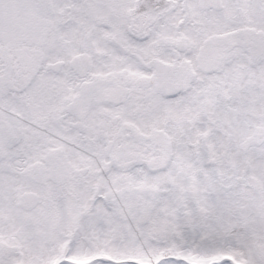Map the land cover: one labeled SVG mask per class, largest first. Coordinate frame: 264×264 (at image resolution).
<instances>
[{
    "label": "snow or ice",
    "instance_id": "6c2138e0",
    "mask_svg": "<svg viewBox=\"0 0 264 264\" xmlns=\"http://www.w3.org/2000/svg\"><path fill=\"white\" fill-rule=\"evenodd\" d=\"M0 264H264V0H0Z\"/></svg>",
    "mask_w": 264,
    "mask_h": 264
}]
</instances>
